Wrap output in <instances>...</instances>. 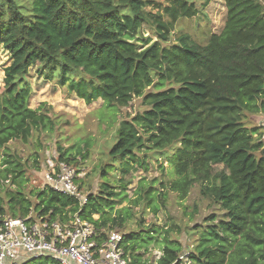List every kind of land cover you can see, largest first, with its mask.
Masks as SVG:
<instances>
[{
    "label": "trees",
    "instance_id": "16d2710c",
    "mask_svg": "<svg viewBox=\"0 0 264 264\" xmlns=\"http://www.w3.org/2000/svg\"><path fill=\"white\" fill-rule=\"evenodd\" d=\"M209 1L0 0V45L10 58L0 92V182L16 185L0 196V214L25 219L31 213L62 224L77 216L102 229V236L119 232L115 228L122 229L131 213L115 209L123 190H114L110 172L119 173L116 182L123 184L126 175L147 170L149 153L160 154L175 174L167 185L160 182L162 188L183 200L196 184L221 212L198 225L202 228L189 250L170 237L172 227L120 232L131 263L264 264V139L243 121L244 112L264 114V4L223 0L225 19L218 32L203 42L186 33L172 40L175 22L196 17ZM143 27L153 31L154 41L144 36ZM33 66L66 97L86 104L101 99L114 110L138 97L146 106L118 123L100 169V191L87 192L83 203L47 184L28 195L22 190L27 161L13 154L9 143L28 144L43 134L50 139L60 124L45 102L29 106L27 75ZM57 147L55 168L61 162L71 165L76 157L70 149ZM38 163L34 157L36 170ZM152 184L142 197L155 211ZM150 242L161 253L143 262L135 251ZM22 264L61 263L40 256Z\"/></svg>",
    "mask_w": 264,
    "mask_h": 264
},
{
    "label": "rangeland",
    "instance_id": "374dc122",
    "mask_svg": "<svg viewBox=\"0 0 264 264\" xmlns=\"http://www.w3.org/2000/svg\"><path fill=\"white\" fill-rule=\"evenodd\" d=\"M261 1L264 4V0ZM197 2L199 3V1ZM201 12L196 17L178 19L175 22L172 40L179 33H186L195 41L203 42L206 41L209 33L218 32L222 28L226 12L223 0H210ZM142 31L144 36L150 37L151 41L156 39L153 31L146 27H143ZM9 62L8 51L0 45V92L3 87V68ZM27 77L31 88L29 106L36 108L45 102L46 106L50 108L49 113L59 117L60 124L50 139H43L42 137L45 135L43 134L38 138L35 137L36 140L28 144L18 141L9 143L13 154L17 152L22 156L23 161H27L24 175L26 182L22 189L24 194L28 195L30 190L41 188L45 183L44 176L48 169L55 170L54 168L58 164L56 159L59 156L57 147L59 144L63 149H70L72 156L76 157L70 164L76 171L78 186L82 183L81 193L83 195H86L87 192L99 193V186L104 179L100 175V169L107 163L105 158L107 160V150L114 142L113 132L121 119H131L136 113L143 111L146 106L138 97L133 98L127 107L117 110L106 107L101 99L86 104L75 96L66 97L64 89L55 82H50L37 74L35 66L31 67ZM243 121L248 127H256L264 139V114L244 112ZM37 144L41 147H37ZM0 153H2L1 150ZM81 153H84L85 157H82ZM34 157L39 162L38 170L33 166ZM149 157L147 170L138 169L126 175L123 179L124 185L116 182V179L120 177L119 173L110 172V175L114 174L110 177L115 182L111 183L114 190H123L122 198L115 204V209L122 210L121 214L123 213V215L126 210L131 213V217L124 223V227L122 229L115 228V230L121 233L130 231L144 233L154 226L159 227L161 232L172 227L173 230L169 233L170 237L178 239L184 249L189 250L199 234L196 229L202 228L198 225H204V221L212 212L218 215L221 211L216 205H212L210 200L201 196L200 187L196 184L190 188L183 200L179 199L176 192L162 188L160 182L167 185V181L174 178L173 169L165 155L151 156L149 153ZM103 162L105 163L103 164ZM128 180L130 181L128 182ZM2 181L4 185L0 182V196H4L5 188L15 190L16 185H11L9 180ZM151 181L154 183H150ZM149 184L154 186L155 197L152 199L151 205H156L155 211L150 206L147 207L146 201L142 197ZM137 189H139L138 195H136ZM159 192L165 194L164 199L159 197ZM139 195L138 203L135 204L134 201ZM194 209L197 210L193 214L192 220H189L190 212ZM111 213L116 215L117 211L114 210ZM97 217L98 215H94V218ZM155 235L157 236V234ZM160 253L158 244L153 242L148 243L146 248L141 246L135 251V254H140L143 262L146 259L149 261L156 259ZM128 256L131 258L129 254Z\"/></svg>",
    "mask_w": 264,
    "mask_h": 264
},
{
    "label": "built area",
    "instance_id": "2783aa9c",
    "mask_svg": "<svg viewBox=\"0 0 264 264\" xmlns=\"http://www.w3.org/2000/svg\"><path fill=\"white\" fill-rule=\"evenodd\" d=\"M54 169H48L44 184L83 203L75 169L63 162ZM102 231L77 216L62 224L31 213L25 219L0 214V264H22L40 256L61 264H132L121 245L122 234L111 230L102 236Z\"/></svg>",
    "mask_w": 264,
    "mask_h": 264
}]
</instances>
